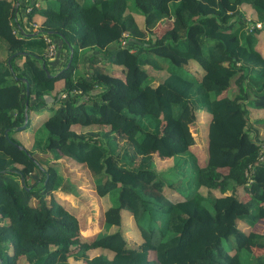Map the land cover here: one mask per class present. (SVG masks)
<instances>
[{"label":"trees","instance_id":"1","mask_svg":"<svg viewBox=\"0 0 264 264\" xmlns=\"http://www.w3.org/2000/svg\"><path fill=\"white\" fill-rule=\"evenodd\" d=\"M263 31L264 0H0L2 264L70 255L87 264H264V230L254 227L264 219V133L250 122L264 109ZM45 36L68 53L62 66L46 57ZM113 44L123 67L80 64L82 50ZM198 108L211 114L203 164L189 127ZM22 130L33 136L26 144ZM155 155L173 165L159 172ZM61 157L83 164L109 198L84 233L81 213L54 194L78 184L58 171Z\"/></svg>","mask_w":264,"mask_h":264},{"label":"rangeland","instance_id":"2","mask_svg":"<svg viewBox=\"0 0 264 264\" xmlns=\"http://www.w3.org/2000/svg\"><path fill=\"white\" fill-rule=\"evenodd\" d=\"M31 0H29L30 2ZM245 8H242L245 11V18L249 21V23L251 21H254L255 19L249 14L246 13L249 11V7L250 4H245ZM252 18V19H251ZM252 25V24H251ZM170 26V19H165L162 20L161 23H159L157 26H155L156 31L157 32H162L165 28H168ZM250 27V25H249ZM248 27V30H249ZM27 28V27H26ZM260 43H262V45H264V31L259 33V38ZM53 41H55L53 39ZM58 43L60 42V40H57ZM56 42V41H55ZM126 40H122L121 43H125ZM57 43V42H56ZM56 49H57V53L55 54V56L53 58H48V60L53 61L56 57V67H60L64 64L65 59H67V52H64L65 50L59 46V44H56ZM132 50V49H131ZM59 51V54H58ZM87 52L86 57H83V54L80 56L79 62L80 64H85V69L87 71H89V65H88V60L89 59H96V60H101V50H100V54L99 52H97L96 54L98 56H94V54L92 53V51H85ZM84 52V53H85ZM95 53V52H94ZM92 54V55H91ZM106 54V52H105ZM96 57H99L96 58ZM94 59V60H95ZM102 63H105V61H102ZM117 67V68H121L123 67V65H109L108 69L111 67ZM190 70H193L195 72H197V68L194 65H189V67H187ZM82 69V68H80ZM112 69V68H111ZM234 87V86H233ZM45 100H49V98L47 96H44ZM33 101V98H32ZM200 111L196 112V118L189 124L190 130L193 134L194 137V146L198 148V151L201 152V150L204 151L206 150V145H207V124L209 122V117L210 114L205 113L206 110L198 108ZM264 115V109H260V110H254L251 118H250V122H254L256 124V126H258V135H262L264 133V123H258L255 122V118H257L258 116H263ZM74 126H78V125H74ZM96 126L91 125L90 127H88V130H92L95 129ZM260 135V136H261ZM16 137L19 138V140L22 141V143L24 142L25 144L28 142L27 140H31L33 139V136L31 134L27 133H23L22 135L20 133L16 134ZM192 144V145H193ZM155 168L160 172L162 170H166L168 169V167H170L171 165H173L172 159L171 158H166V157H160V156H156L155 155ZM52 161V160H49ZM59 161V166H58V171L62 174L63 177H72L73 179H75V183L77 185H74L73 187H68L66 189H57L54 190V194L56 197V200H58L60 203H64L67 201V208L68 209H75L73 210V212L76 213H81L79 219H78V225H79V231L80 233H84L85 229L87 230V228L89 227V225L91 224L90 222H94V220L101 218L102 216V209L104 208V205H108L107 202L109 200L108 196H105L103 198V200L101 199V197H99V195L97 194L95 188V185L93 183V181L91 180V177L86 169V167L83 164H76L75 162H73L71 159L68 158H64L61 157L58 159ZM45 165V161L43 162ZM41 172L37 171L34 173V175H32V180L33 181L34 178L37 177H41ZM202 193L205 195H209V196H217L220 195V191L217 189H207V188H202L201 189ZM118 191L115 194L117 195ZM230 193V192H229ZM238 193H242L241 188L239 189ZM30 202L32 204H36V197H31L30 198ZM78 208V209H77ZM257 227L261 228L264 230V219L261 220V222L259 224L256 225ZM256 227V228H257ZM112 229H116L115 227H113ZM134 228L132 229H127V236L129 238H131V242H137L138 241V235L134 234ZM130 243V242H129ZM52 246V245H51ZM258 251V250H256ZM9 252H10V248H9ZM88 254H90L91 256L98 254V250L93 248V249H89L88 250ZM153 253L150 254V257H153L152 255ZM109 258H111L112 252L108 253ZM20 264H28V261L24 258V256L20 257L19 259ZM62 264H87V263H83L80 259L78 258H74L72 255H70L67 259L66 263H62Z\"/></svg>","mask_w":264,"mask_h":264},{"label":"crops","instance_id":"3","mask_svg":"<svg viewBox=\"0 0 264 264\" xmlns=\"http://www.w3.org/2000/svg\"><path fill=\"white\" fill-rule=\"evenodd\" d=\"M38 21L40 20V18L39 17H37L36 18ZM58 39H56V42H57V44H58V41H57ZM59 45H60V43H59ZM64 49V48H63ZM115 49H116V44H113V45H111L108 49H106L107 51H104V50H102L101 51V54H100V51L98 50V49H91V50H88V49H86V51L88 50L89 52L90 51H92V53L94 54V56H98L96 53L97 52H99V54L101 55V60H99L101 63H102V61H105V63H103L105 66H106V68H107V70L109 71L111 68H109L108 69V66L110 65H121V64H117V63H115L112 59H113V53H114V51H115ZM65 50V49H64ZM85 52V49L84 50H82L81 52ZM64 52H66V51H64ZM84 52L83 53H79V59H80V56L82 55V54H84ZM95 52V53H94ZM105 52H106V54H105ZM92 55V54H91ZM83 57H86V55H84ZM57 58V57H56ZM56 58L53 60V61H50L52 64H53V66H56ZM96 58H98L99 59V57H96ZM95 59V58H94ZM96 60V59H95ZM113 67H115V66H113ZM62 84V81L61 80H58L57 82H56V86L57 87H59L60 85ZM48 98H49V100H46V101H48V102H50L51 101V96H47ZM47 105H50V104H48L47 103ZM197 111H200L199 109H197L196 110V112ZM205 113H208V114H210L209 112H207V111H205ZM42 115V114H41ZM41 118V117H40ZM40 118H36L35 119V121H37L38 122V120H40ZM210 118H211V114H210V117H209V121H210ZM209 123V122H208ZM207 132H208V124H207ZM18 133H20L21 135L23 134V133H27V132H23V130L22 131H20V132H18ZM207 143H208V133H207ZM191 148L193 149V150H195L196 152H197V154L199 155V162L201 163V164H203V163H205L206 161V150L204 151V153H201L200 151H198V148L197 147H195L194 146V144L193 145H191ZM206 149H207V145H206ZM202 151V150H201ZM203 152V151H202ZM156 160V159H155ZM242 193H243V191H242ZM240 194V193H239ZM242 198H247V194H245V193H243V195H242ZM64 204L66 205L67 204V201L66 202H64ZM78 209V208H77ZM258 224V223H257ZM257 224H255V226L254 227H257L256 225ZM240 225H241V227L243 228V229H248L249 228V226L245 223V222H243V221H240Z\"/></svg>","mask_w":264,"mask_h":264},{"label":"built area","instance_id":"4","mask_svg":"<svg viewBox=\"0 0 264 264\" xmlns=\"http://www.w3.org/2000/svg\"><path fill=\"white\" fill-rule=\"evenodd\" d=\"M258 24L261 25V22H259ZM252 26L253 25H250L249 30L252 29ZM45 39L48 42L47 48H46V57L53 58L55 54L57 53L55 42L49 36L48 37L45 36ZM261 158L264 159V156H262Z\"/></svg>","mask_w":264,"mask_h":264},{"label":"water","instance_id":"5","mask_svg":"<svg viewBox=\"0 0 264 264\" xmlns=\"http://www.w3.org/2000/svg\"><path fill=\"white\" fill-rule=\"evenodd\" d=\"M47 73L49 74V71ZM22 80L26 82V92L28 93L27 79L25 77H22ZM26 122H27V114L25 113V121L20 127H24L26 125ZM5 133L7 134V131H5ZM21 179L24 182V176L23 175L21 176ZM0 264H2L1 260H0Z\"/></svg>","mask_w":264,"mask_h":264}]
</instances>
